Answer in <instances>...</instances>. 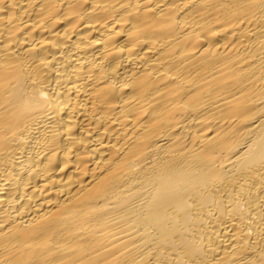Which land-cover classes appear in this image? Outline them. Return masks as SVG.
<instances>
[{
	"label": "bare ground",
	"instance_id": "6f19581e",
	"mask_svg": "<svg viewBox=\"0 0 264 264\" xmlns=\"http://www.w3.org/2000/svg\"><path fill=\"white\" fill-rule=\"evenodd\" d=\"M0 264H264V0H0Z\"/></svg>",
	"mask_w": 264,
	"mask_h": 264
}]
</instances>
